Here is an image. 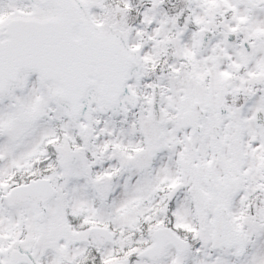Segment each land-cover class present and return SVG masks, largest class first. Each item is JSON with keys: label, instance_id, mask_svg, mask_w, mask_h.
<instances>
[{"label": "snow or ice", "instance_id": "6c2138e0", "mask_svg": "<svg viewBox=\"0 0 264 264\" xmlns=\"http://www.w3.org/2000/svg\"><path fill=\"white\" fill-rule=\"evenodd\" d=\"M0 264H264V0H0Z\"/></svg>", "mask_w": 264, "mask_h": 264}]
</instances>
